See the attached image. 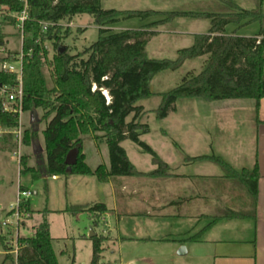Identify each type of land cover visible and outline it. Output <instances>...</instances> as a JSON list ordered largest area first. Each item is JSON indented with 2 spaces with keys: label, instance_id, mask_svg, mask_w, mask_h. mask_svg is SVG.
Returning a JSON list of instances; mask_svg holds the SVG:
<instances>
[{
  "label": "trees",
  "instance_id": "trees-1",
  "mask_svg": "<svg viewBox=\"0 0 264 264\" xmlns=\"http://www.w3.org/2000/svg\"><path fill=\"white\" fill-rule=\"evenodd\" d=\"M264 0H258L260 8ZM10 13L21 11L18 0H0V9ZM179 11L161 13L154 10H103L101 0H28V21L24 24L22 45V112H43L47 120L42 132L44 139L45 164L42 170L25 167L23 158L19 160L20 173L32 174L46 180L52 177L92 176L100 183L115 178L143 176L136 172L129 161L123 141L135 144L140 153L151 158L156 167L148 176H164L168 166L163 163L153 149L141 141V136L149 132L147 124L141 123L146 114L136 103L150 98V83L157 73L179 69L191 59L205 57L202 70L195 74L187 73L181 83L171 91L160 95L161 104L156 111L158 120H164L174 112L175 104L182 99H202L206 102L224 100H254L256 110L259 101L264 99V32L259 30L252 37H241L232 33L226 35L225 28L232 24L237 28L259 23L264 13L241 8L235 0H204L188 3ZM162 14L164 19L151 23L139 30H126L112 33L105 29L121 19L144 21L151 16ZM89 15L99 28L98 38L81 52L71 54L66 48L58 54L59 42L67 36L60 35L63 22L74 17ZM175 18L204 19L209 21L207 34L195 35L193 45L177 51L175 60H153L146 58L147 38L155 32L146 30L164 24ZM7 24L14 21L7 19ZM48 23L46 32L42 24ZM4 34L0 33V43ZM52 42L55 54L48 63L51 71L52 87L48 88L43 74L47 65L45 42ZM15 54V53H13ZM0 84H15V75L0 72ZM19 125L17 113L2 112L0 106V129L14 130ZM34 127V126H32ZM35 131H23V146H29ZM92 136L102 141L108 149L109 168L99 165L91 169L85 162L82 138ZM15 140L10 133L0 135V152H13ZM75 152L74 164H65L67 156ZM221 167H227L219 158H210ZM69 168V171H67ZM241 180L246 184L254 207L257 200V166L249 178ZM20 190L27 191L20 187ZM20 210L31 217L29 200ZM104 204L93 206H67L63 211L72 215L79 213H104ZM29 217V218H30ZM226 218L237 217L230 213ZM253 218L255 216L253 215ZM96 224V222H93ZM104 236L93 235L92 258L90 264H102V242ZM191 239V238H190ZM0 231V243L5 252L6 246ZM49 225L44 219L33 229L31 237H19L15 264H58L52 248ZM186 241V240H181Z\"/></svg>",
  "mask_w": 264,
  "mask_h": 264
},
{
  "label": "rangeland",
  "instance_id": "rangeland-1",
  "mask_svg": "<svg viewBox=\"0 0 264 264\" xmlns=\"http://www.w3.org/2000/svg\"><path fill=\"white\" fill-rule=\"evenodd\" d=\"M190 1L204 0H101V8L103 10L115 9L119 11L127 10H154L161 13H169L181 10L184 4ZM238 5L245 9L251 10L256 7V12L264 13V2L258 7V0H235ZM164 19L162 14L154 15L148 19L141 21L139 19H121L119 22L106 26L105 29L112 33H119L126 30H139L151 23L159 22ZM60 35L67 33L59 45L69 49L71 54L81 52L84 48L90 46L98 38L99 28L94 25L93 18L89 15H80L74 17L70 22H63ZM209 21L204 19L191 18H175L164 24H158L146 30L155 32L147 38L145 55L148 59L153 60H175L177 51L185 49L193 45L194 36L207 34L209 30ZM259 30L264 32V18L259 23L250 24L237 28L235 25L226 27V35L235 33L241 37H252ZM2 34L5 48L11 53H20L21 44L19 35L13 27H4ZM45 48L48 50L46 55L47 65L43 69V74L48 88L52 87L51 71L48 65L52 61L55 54V47L52 42H45ZM205 57H199L185 61L182 66L174 71L164 70L151 80L150 92L153 94L148 99L140 100L136 106H141L146 114L142 117L141 123L147 124L149 132L141 136V141L159 151V146L165 140L164 132L168 135H174V129L171 127L173 121L182 118L185 122L192 123L197 129H200L202 136L221 140L222 138L235 141L252 140L255 136L254 131V111L252 109L254 100H224L215 102H206L202 99H182L175 104V110L169 113L164 120H158L156 111L161 104V96L175 87H177L183 77L193 72L198 74L204 64ZM221 107L236 108L232 112H218ZM196 110H208V116L197 114ZM228 110V109H225ZM43 112L36 110L34 112H22L19 116V122L22 131L37 130L33 140L29 146H23L20 143L13 142V152H0V231L4 237L6 246L10 248L7 253L0 243V259L8 254L13 258V253L18 247L17 240L19 237H31L33 229L37 227L45 219L49 225L50 236L52 238V248L56 255L58 264H90L92 258V243L90 241V233L97 236H104L102 242L101 261L102 264H148L150 251H144L145 246L140 241H118V236L135 237L136 232L132 229L135 225L131 217H126L120 224L115 223L113 219H108V228H104L102 224H94L89 218L90 213L84 212L77 215L63 212L73 200L72 190H67L64 186L66 177L60 176L57 181L51 178L46 180L35 178L29 173H20L19 160L23 158L25 167L34 165V168L42 170L43 161L42 153H39L38 144L44 149L43 130L47 120L42 119ZM199 115V117H198ZM202 116V117H201ZM35 118L34 124L32 123ZM178 121V120H177ZM218 121H222L223 125L219 127ZM227 123L226 125H224ZM229 123V125H228ZM34 126V127H32ZM220 132V133H219ZM222 132V133H221ZM209 133V134H207ZM174 137V136H173ZM23 139V135H22ZM202 140V139H201ZM95 141L92 136H84L82 138L83 153H85L86 163L91 169H95L98 165L108 166V149L104 143ZM202 142V141H201ZM121 147L125 150L130 161L136 162L140 159L142 166H149L150 157L146 154L138 152V148L132 142L126 140L121 143ZM33 149L37 154H33ZM140 154V155H139ZM73 177L72 180H76ZM94 180V179H93ZM73 183V182H72ZM97 184V183H96ZM99 186V185H98ZM104 186V185H102ZM23 187L29 190L31 196L28 198L31 217L24 222V226H2L1 223L7 221L9 224L14 223V217L9 215L10 207L16 203L18 188ZM105 187V186H104ZM102 187V188H104ZM70 193V194H69ZM92 199H97L99 203L109 205V198L106 193L96 194L93 190ZM86 198L84 200H87ZM141 223L140 221H138ZM109 229L110 238L103 233ZM112 239V240H111ZM156 254V253H155ZM152 254L155 258L153 264H179L177 259L175 262H166L168 258ZM155 255V256H154ZM165 260V261H164ZM162 261H164L162 263ZM5 264H14L11 259Z\"/></svg>",
  "mask_w": 264,
  "mask_h": 264
},
{
  "label": "crops",
  "instance_id": "crops-1",
  "mask_svg": "<svg viewBox=\"0 0 264 264\" xmlns=\"http://www.w3.org/2000/svg\"><path fill=\"white\" fill-rule=\"evenodd\" d=\"M255 106L256 103L252 107L255 136L246 145V140L232 143L225 138H200L204 131L200 132L183 117L178 118L171 124L174 137L164 132L165 140L159 151L151 147L168 166L164 176L147 175L156 168L151 158L146 168L140 159L129 160L136 172L145 174L143 176L115 178L107 183H100L92 176L76 175L72 183L74 176H69L64 186L72 190L70 206L104 204L90 196L93 190L101 196L106 193L110 201L109 205L104 204L106 211L90 213L91 221L108 228L107 218L113 219L117 226L126 217L134 218L135 237L118 236L116 240L140 241L147 246L144 251L166 256V262L179 259V264H264V99L259 101L257 110ZM225 109L221 107L217 111L232 112L236 108ZM195 112L203 117L209 113L208 110ZM217 123L219 127L223 125L222 121ZM38 147L41 148L40 144ZM42 155L40 165L45 164L44 149ZM210 158H219L227 167H221ZM104 166L108 169L109 161L108 166ZM255 166L258 180L254 207L241 175L249 178ZM86 198L89 199L84 200ZM230 213L237 217L226 218ZM103 233L110 238L109 229ZM151 255L148 264L155 261ZM5 263L4 256L0 264Z\"/></svg>",
  "mask_w": 264,
  "mask_h": 264
},
{
  "label": "built area",
  "instance_id": "built-area-1",
  "mask_svg": "<svg viewBox=\"0 0 264 264\" xmlns=\"http://www.w3.org/2000/svg\"><path fill=\"white\" fill-rule=\"evenodd\" d=\"M22 5L21 11L17 13H10L6 8L0 9V33L4 27L9 26L8 20L14 21L12 26L16 33L19 35L21 51L20 53L13 54L8 51L4 43H0V72L9 75H15V84H0V106L2 112L17 113L18 116L22 113L23 103V89H22V64H23V53L22 45L24 41V24L28 21V0H18ZM49 26L52 24H42V32H46ZM0 133H10L16 142L20 143L22 140L23 131L19 125L14 130H0ZM31 196L30 192L19 190L17 194L16 203L13 207H10L9 215L14 217V223H8L7 221L1 223L2 226H24V222L29 219L30 215L20 210V206L28 200ZM17 247L13 252L16 255Z\"/></svg>",
  "mask_w": 264,
  "mask_h": 264
},
{
  "label": "water",
  "instance_id": "water-1",
  "mask_svg": "<svg viewBox=\"0 0 264 264\" xmlns=\"http://www.w3.org/2000/svg\"><path fill=\"white\" fill-rule=\"evenodd\" d=\"M65 49H66V47L61 46V47L58 49V54H61L62 52H64ZM35 120H36V119L33 118V120H32V123H33V124H34ZM33 152H34V154H37V152H35L34 149H33ZM38 152H39V153H42V149L39 148ZM74 157H75V152H71V153L67 156L66 161H65V164H66L68 167H70V166H72V165L74 164ZM67 171H69V168H68ZM93 235H94V234L91 232L89 238H91ZM181 250H184V248H182Z\"/></svg>",
  "mask_w": 264,
  "mask_h": 264
}]
</instances>
